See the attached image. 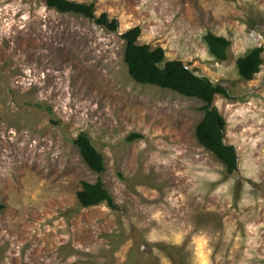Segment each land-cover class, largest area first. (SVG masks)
<instances>
[{"label":"rangeland","instance_id":"rangeland-1","mask_svg":"<svg viewBox=\"0 0 264 264\" xmlns=\"http://www.w3.org/2000/svg\"><path fill=\"white\" fill-rule=\"evenodd\" d=\"M72 1L118 31L43 0H0V264H264V62L249 81L237 68L256 47L264 60V0ZM136 26L165 62L231 90L213 105L232 174L196 138L202 101L130 77L121 35ZM207 33L230 41L226 61ZM81 132L103 173L74 145ZM98 179L117 210L78 202Z\"/></svg>","mask_w":264,"mask_h":264},{"label":"trees","instance_id":"trees-1","mask_svg":"<svg viewBox=\"0 0 264 264\" xmlns=\"http://www.w3.org/2000/svg\"><path fill=\"white\" fill-rule=\"evenodd\" d=\"M49 8L59 13H72L88 18L109 32L119 28L117 19H109L106 13L95 15L93 3L87 4L72 0H43ZM141 29L139 26L125 31L121 38L125 41L124 62L130 77L138 84L157 86L171 90L184 97L196 98L204 103L203 117L196 128L198 142L210 151L226 168L228 174L237 170L238 156L235 147L225 142L226 122L218 109L213 105L216 95L233 100L231 90L220 84L213 83L208 77L197 75L182 61L170 60L165 62V51L161 47L153 48L149 44H139ZM210 53L218 62L227 60V50L230 41L224 37L207 33L204 36ZM262 46L252 49L247 55L237 60V68L242 80L249 81L259 73L264 62ZM139 137L131 134L129 141ZM80 156L88 167L95 173L105 171L102 154L96 149L92 139L86 132H81L73 141ZM78 202L82 207L97 206L101 203L117 210L113 197L105 188L101 179L94 183L82 182L77 192ZM4 205L0 203V212Z\"/></svg>","mask_w":264,"mask_h":264}]
</instances>
